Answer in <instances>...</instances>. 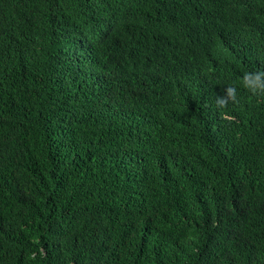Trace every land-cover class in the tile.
<instances>
[{"label": "trees", "instance_id": "16d2710c", "mask_svg": "<svg viewBox=\"0 0 264 264\" xmlns=\"http://www.w3.org/2000/svg\"><path fill=\"white\" fill-rule=\"evenodd\" d=\"M0 264H264V0H0Z\"/></svg>", "mask_w": 264, "mask_h": 264}, {"label": "clouds", "instance_id": "9594fccd", "mask_svg": "<svg viewBox=\"0 0 264 264\" xmlns=\"http://www.w3.org/2000/svg\"><path fill=\"white\" fill-rule=\"evenodd\" d=\"M257 79H258V77H257ZM245 80L247 81V75H246V77H245ZM233 91H234L233 89H229V90H228V94H229V96H232ZM219 103L223 104L224 101H223V100H220Z\"/></svg>", "mask_w": 264, "mask_h": 264}]
</instances>
